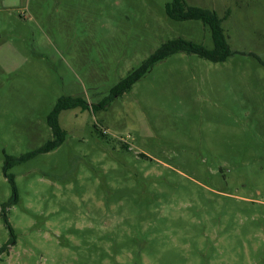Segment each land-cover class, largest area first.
Here are the masks:
<instances>
[{
	"label": "rangeland",
	"instance_id": "obj_1",
	"mask_svg": "<svg viewBox=\"0 0 264 264\" xmlns=\"http://www.w3.org/2000/svg\"><path fill=\"white\" fill-rule=\"evenodd\" d=\"M172 1L0 0V264H264V0H186L223 19L225 62L172 55L63 112L64 143L8 170L16 194L5 175L59 98L100 104L170 40L214 48Z\"/></svg>",
	"mask_w": 264,
	"mask_h": 264
},
{
	"label": "trees",
	"instance_id": "obj_2",
	"mask_svg": "<svg viewBox=\"0 0 264 264\" xmlns=\"http://www.w3.org/2000/svg\"><path fill=\"white\" fill-rule=\"evenodd\" d=\"M166 13L169 18L175 21H201L207 26L212 35L214 48L207 49L203 44L195 43L185 39H175L164 43L158 51H156L146 62L133 70L125 79L119 82L113 89L111 97L107 98L100 104H92L82 97L64 96L59 98L51 112L47 116V122L53 133V139L47 142L43 147L37 151L27 153L19 158L8 157L5 165V175L12 185L13 191L16 194L17 189L15 185L14 176L8 174V170L20 162L26 161L38 154L49 153L64 143L68 132L62 128L60 124V116L63 112L80 108L82 111L93 109V111L101 108H106L113 98L123 95L130 91L135 83L140 81L152 69V67L162 62L174 54L185 52L188 54H197L200 57L214 63L225 62L234 52L228 41V37L222 27L223 19L218 14L209 8L188 6L186 0H173L166 6ZM17 202V199L15 200ZM6 206H3L2 212L5 213ZM5 223L10 230L11 236H14L13 228L9 223L8 217L4 214ZM15 244V239L10 241L0 248V257L7 253L9 246Z\"/></svg>",
	"mask_w": 264,
	"mask_h": 264
}]
</instances>
